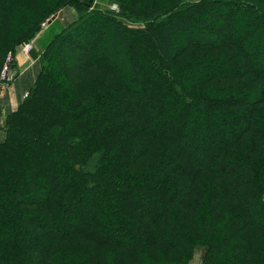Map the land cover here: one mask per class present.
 <instances>
[{
    "label": "trees",
    "instance_id": "1",
    "mask_svg": "<svg viewBox=\"0 0 264 264\" xmlns=\"http://www.w3.org/2000/svg\"><path fill=\"white\" fill-rule=\"evenodd\" d=\"M90 1L70 0L55 8L53 13L71 2H80L87 12ZM223 1L226 0H207L206 10L217 9L214 5L221 6ZM243 1L246 4L237 5V11L244 16L241 25L248 30L256 27L254 32L260 25L258 29L264 42L262 16L249 10L248 4L252 1ZM221 7L222 12L227 11L224 5ZM127 9L134 15V10ZM155 11H148L149 17H146L155 18L156 15L151 13ZM91 15L92 12H88V16ZM197 17H200L199 8H189L178 15L158 14L152 40L156 71L165 70L168 74L170 69H176L181 53L176 37L181 34L195 31L199 47L205 49L219 45L220 37L215 32L213 17L207 13L199 23ZM108 19H102L106 25L95 42L94 51L79 68L83 72L100 62L103 71L107 69L122 77L123 80L115 74L119 80L114 79L110 84L116 90L108 94L101 92L100 103L104 105L91 112L95 99L87 90V95L82 92V82L79 86L75 83L79 93L72 92V88L65 86V75L49 70L41 72L23 103L7 119V136L0 143V264H86L84 261L88 264H186L196 246L207 248L204 264H220L222 260H228L227 264H231L230 261L264 264V179L257 172H264V159L253 153L256 160L252 164L249 157L242 155L240 146L224 141H219L215 149L207 152L201 151L188 138L180 145L172 138L163 144L161 139L165 138L166 131L162 127L155 129L147 118L138 116L139 109L123 93L126 89L131 94L137 91L136 69L130 57L137 39L119 23L111 21L112 17ZM98 20V17L87 19L76 29H83L86 37L90 30L93 36L91 26ZM9 22L10 27L14 26L13 36L18 37L24 31L23 24L16 25L11 18ZM8 23L2 21L0 26V62L8 49L11 51L24 42L12 40ZM39 29L36 26L27 40L35 37ZM70 35H75V30ZM249 50L252 64L264 72V51L255 47ZM71 67L74 65L63 72L69 73ZM101 84L104 83L96 82L91 87ZM172 88V95H165V101L170 98L177 101L188 90L182 89L181 85ZM160 90L165 88L155 87L158 93ZM121 100H125L127 106ZM191 106L184 99L177 102V108H184L178 117L187 114ZM197 109L199 113L207 112L201 102ZM235 112L239 115L241 111ZM243 114L247 116L252 112L243 111ZM123 116L128 118L130 125L140 122L143 126L134 140L129 138L122 145L118 143L120 136L124 138L127 132L124 128L112 134L117 135L112 136L115 140L106 143L102 136L95 135H103L104 125L117 123ZM243 128L240 135L238 130L229 128L232 140H238L248 130V124ZM193 131L205 139L211 136L203 134L198 127ZM155 143H162V149H167V143L172 148L161 163L160 156L151 155L152 151H159L160 145ZM107 147L115 149L111 153L109 175L96 172L103 164L101 155H106ZM228 148L230 160L222 162L220 156ZM144 155L150 156L148 160H144L147 158ZM179 155H186L191 159L187 162H193L179 166ZM212 161L225 173V176L217 175L216 180L213 177L215 182L204 174V170L211 167V163L206 162ZM151 166L155 172L146 173ZM239 169L248 175L241 176ZM221 178V184H218ZM133 182L137 185L126 186ZM89 185L90 189L82 195V190ZM69 195V202L79 201L78 204L86 208L81 210L78 204L65 205ZM76 213L83 216L82 222L77 221ZM27 215L32 218L28 222L24 221ZM120 224L123 228H118ZM44 228L48 240L39 233ZM62 241L65 243L60 245ZM86 243L89 244L85 246ZM53 246L56 250H49ZM115 247L118 249H113ZM6 248L12 250H4Z\"/></svg>",
    "mask_w": 264,
    "mask_h": 264
},
{
    "label": "rangeland",
    "instance_id": "2",
    "mask_svg": "<svg viewBox=\"0 0 264 264\" xmlns=\"http://www.w3.org/2000/svg\"><path fill=\"white\" fill-rule=\"evenodd\" d=\"M67 1L70 0H0V26L2 25V21L8 23L9 18H11L14 24L19 25L22 23L24 27V31L15 38L14 26L12 25L10 27L11 23H8L9 30L11 29V35H14L12 40H17V42L23 40L24 42L15 46L11 51L8 49L0 62V89L2 91L10 86L11 82L19 74V66L23 63V57H25L26 60L28 58L29 62L39 58L42 68L41 72L54 70L65 75L63 77L65 86L72 88V92L79 93V89L75 87V83L78 82L79 86L82 82V92L84 93L87 90L86 92L89 93V96H93L95 99L91 112L98 106L104 105L100 103L101 92L108 94L116 90V88L110 86V84L114 79L119 80L120 78L123 80L122 77L118 76V73H115L119 77L118 78L104 67L103 68L106 70L103 71L100 62L90 65V67L83 72L80 71V69L82 66L81 64H84L85 61L88 60V56L94 51L95 42L98 40L102 29L106 25V21H102V19L105 18L107 20L109 17H112L111 21L119 23L120 26L124 27V29L137 39V45L130 56L136 69L137 80L135 81V85L137 86V91L131 94L130 91L126 89L123 93H126V95L130 97L132 103L139 109L138 116L147 118L148 122H150L153 127L155 126V129H157V127H162L164 131H166L165 138L161 139L163 144H165L164 141L166 139L172 138L175 143L180 145L184 142V138H188L191 139L201 151L207 152V150L215 149L219 141H222V143L224 141L235 147L240 146L242 148L240 149L242 155L244 157H249V160H251L249 162L252 164H254L256 160L255 155H252L253 153L259 158L262 157V159H264V72L262 69L252 64L251 57L249 56L251 52L249 49H251V47L259 48L264 51V42L261 39L262 35L259 31L261 28L260 25L256 32H254V28L256 27L252 30H248L241 25V18L244 16L240 11H237V5L246 4L245 1H223L222 5L226 7L227 11L222 12L220 9L222 5L216 4L214 8L217 9L206 10L208 6L205 5L207 0H93L90 8H87V12L83 9V4L80 2H71L59 9L56 13H53L55 8L64 5ZM250 2L254 5L248 4L249 10H253L257 15L262 16V22H260V24H264V0H250ZM114 3H118L120 6L118 12H112L110 10V7ZM128 7L134 10V15L128 12L130 11L127 9ZM189 8L200 9V17L196 19L197 23H199L207 13L213 17L216 28L215 32L220 37L219 45L211 49H205L199 47L195 31L181 34L176 37L177 46L181 51L176 69H170L168 74H165V70L156 71L153 65L156 55L152 47V40L155 33L153 27L155 28L157 24L156 21L159 20L158 14L165 16L178 15ZM155 9L156 11L151 13L156 15V17L147 18L146 16L149 17L148 11H154ZM88 12H92V15L88 16ZM109 14L112 16H108ZM127 15L132 16V19ZM54 16H56L55 20L49 23ZM92 17H98L100 20L95 23V26L93 25L94 27L91 26V28H94L93 36L90 34V28H88L89 32L86 37V33L83 29H79L80 27L78 29L76 28L79 25L85 24L86 20H90ZM75 24L77 25L74 26ZM36 26L40 28L38 33L35 37L27 40L29 37L28 35H31ZM74 30L75 35H70L71 31L74 32ZM245 35H247V37ZM63 38H67L68 40H64ZM59 49L62 51H59ZM11 64L10 79L4 82V70ZM71 65H74V67L68 68L70 72L65 74L63 70ZM69 77H72V80ZM83 82L86 84V87H84L85 85ZM96 82H103L104 84H101L99 87H91V85ZM122 82L124 83V81ZM173 85H181L182 89L185 88L188 90L186 93H183V97L177 101H174L172 98L165 101V95H172L171 88ZM155 87L157 89L164 87L165 90H160L158 93L155 91ZM253 93H256V95ZM120 96L123 98L121 92ZM109 97L111 96L109 95ZM181 99H184V101L192 105L190 111L187 110V114L185 113L183 115L184 117H178L180 111L184 109L182 107L177 108V102L179 104ZM120 102L127 106L125 100H121ZM200 102L206 106V113L197 112V106ZM237 110L241 111L239 115L235 112ZM243 111H249L250 113L252 112V114L247 116L245 114L242 115ZM178 118H180V120H178ZM127 120L128 118L123 116L117 123L104 125L103 135L98 133L95 135L102 136L106 143V141L114 139L112 136L117 137L116 134L112 135L113 133L124 128L127 132L124 134V138L119 135L120 139L118 143L122 145L125 143V139L129 138H131L132 141L134 140V136L139 133L138 130L143 128V126L140 125V122L130 125V121L128 120L127 123ZM177 122H179V124H177ZM205 122H208L210 125L205 124ZM245 124H248V132L246 131L238 140H232L229 134V128L238 130V135H240L243 132ZM197 127L201 129L203 134H210L211 136L208 135L209 137L207 136V139L200 136L198 137L200 133L195 135V130L193 131V128ZM251 138L253 139L249 141ZM250 142H252L254 146H252ZM160 144L162 143H155L154 145ZM166 146L167 149H165V147L162 149L160 145L159 151H152L151 155L160 156V163L163 161V156H166L167 151H172V148H169L171 145L167 143ZM121 147L124 148V146ZM139 148L140 151H142L143 148L141 146H139ZM105 150L108 154L101 155L104 157V161L102 165H99L96 172L99 171L100 174L105 173L109 175L110 163H112L110 158L113 156L111 153H113L112 151L115 149L107 147ZM230 153L228 148L222 155L220 154V160H222V162L230 160ZM145 156L146 155H144V157ZM179 156L180 158H178L177 161V165L179 166H183L186 163L191 164L190 162H193H187L190 158H187L186 155ZM146 157L147 158H144V160H148L150 156ZM192 159L197 161L195 158ZM201 161L205 163L204 160ZM214 161L206 162V164L211 163V169L208 168L204 170V174L211 177L213 182H215L214 179L216 180L217 175L225 176L224 171L220 170L221 168L218 165H214ZM157 163L156 161L155 164ZM228 164L231 165L232 163ZM148 169L146 173L155 172L153 171V166ZM228 170L230 172L233 171L231 167ZM243 170L246 171L247 169ZM164 171L166 172L168 170ZM170 171L172 170L170 169ZM257 172L262 175L260 178L264 179V172L262 170H257ZM236 173H238V171H236ZM240 173L241 176L248 175L247 173L244 174L241 170ZM221 181L222 178L218 181V184H221ZM136 183L137 182L127 183L126 186L131 188L136 186ZM85 188L86 189L82 190V195L86 194V190L88 188L90 189V185ZM136 190L142 192V189L137 188ZM70 197L71 195H69L67 201H65V205H77L79 201L72 200L69 202ZM79 199L81 200V198H78V200ZM252 202L255 207H258L255 200H252ZM78 205L81 210L86 208V206L82 204ZM34 209L37 210V207ZM75 215L78 222L81 221L80 219H83L81 214L76 213ZM10 219L13 221V216L10 217ZM31 219L30 215H27L24 221L28 222ZM118 228H123V225L120 224ZM189 228H192V226L190 225ZM39 233L44 236V239L48 240L45 228L44 230H40ZM114 236L116 235L114 234ZM117 237L118 239L120 238L119 235ZM118 239L115 237L116 241ZM66 241L67 243L62 241L60 245L63 243L67 245L68 240ZM77 242L79 243L80 241ZM88 244L89 243H86L85 246ZM66 245L64 246L65 250L68 249ZM55 247L56 246L50 247L49 250H56L54 249ZM113 249L118 248L115 247ZM4 250L12 249L6 248ZM206 252L207 248L204 246H196L192 258L186 264H204ZM104 258V260H107L106 255H104ZM84 262L88 264L86 261ZM221 263L227 264L228 260H222L220 264ZM230 263L237 264L231 261Z\"/></svg>",
    "mask_w": 264,
    "mask_h": 264
},
{
    "label": "crops",
    "instance_id": "3",
    "mask_svg": "<svg viewBox=\"0 0 264 264\" xmlns=\"http://www.w3.org/2000/svg\"><path fill=\"white\" fill-rule=\"evenodd\" d=\"M23 63L19 66V74L10 86L3 91L0 89V143L6 139V124L9 115L20 107L42 71L39 58L29 62L28 58L26 60L23 57Z\"/></svg>",
    "mask_w": 264,
    "mask_h": 264
},
{
    "label": "built area",
    "instance_id": "4",
    "mask_svg": "<svg viewBox=\"0 0 264 264\" xmlns=\"http://www.w3.org/2000/svg\"><path fill=\"white\" fill-rule=\"evenodd\" d=\"M110 10L112 12H118L120 10V6L118 3H114L112 4V6L110 7ZM11 69H12V64L8 65L7 68L4 70V74H3V81L6 82L7 80H9V74L11 73Z\"/></svg>",
    "mask_w": 264,
    "mask_h": 264
},
{
    "label": "water",
    "instance_id": "5",
    "mask_svg": "<svg viewBox=\"0 0 264 264\" xmlns=\"http://www.w3.org/2000/svg\"><path fill=\"white\" fill-rule=\"evenodd\" d=\"M92 1H93V0H91L90 3H92ZM55 18H56V16H54V17L52 18V20L49 21V23H52V21L55 20Z\"/></svg>",
    "mask_w": 264,
    "mask_h": 264
},
{
    "label": "bare ground",
    "instance_id": "6",
    "mask_svg": "<svg viewBox=\"0 0 264 264\" xmlns=\"http://www.w3.org/2000/svg\"><path fill=\"white\" fill-rule=\"evenodd\" d=\"M48 23V22H47Z\"/></svg>",
    "mask_w": 264,
    "mask_h": 264
}]
</instances>
